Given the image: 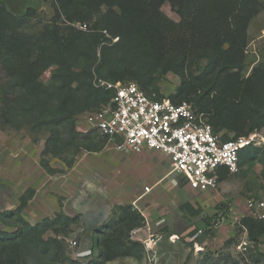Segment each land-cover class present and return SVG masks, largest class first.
<instances>
[{"label": "trees", "instance_id": "16d2710c", "mask_svg": "<svg viewBox=\"0 0 264 264\" xmlns=\"http://www.w3.org/2000/svg\"><path fill=\"white\" fill-rule=\"evenodd\" d=\"M166 3L179 23L162 12ZM263 7L261 0H54V22L33 37L22 30L33 11L16 16L0 1V121L47 130L43 155L60 154L82 136L76 131V117L96 112L112 97L111 90L93 86L94 75L113 84L133 82L147 94L161 95L158 77L172 72L180 85L167 97L175 104L191 102L222 140L262 131L264 63L247 75L246 57L250 25ZM68 23H87L91 28L83 32ZM103 31L118 42L104 44L108 40ZM202 62L203 70L194 74ZM48 71L50 79L44 83L42 76ZM66 127L69 140L62 132ZM96 135L101 139L88 136L77 144L88 152H100L107 139ZM255 163L264 165V150L249 147L241 152L240 170ZM73 164L71 160L67 165ZM42 167L54 173L45 160ZM228 176L227 170H220L218 183ZM262 176L264 180V170ZM27 204L24 197L15 211L3 213L19 227L13 233L0 232V264H30L26 256L30 248L43 253L60 248V241L44 236L50 230L59 237L78 222L57 213L32 226L22 216ZM252 220L243 224L256 241L253 230L259 224L257 235H264V220ZM143 223L132 206H120L96 232L99 259L86 264L141 260L143 245L131 240V233ZM207 223L210 226L211 221Z\"/></svg>", "mask_w": 264, "mask_h": 264}, {"label": "rangeland", "instance_id": "374dc122", "mask_svg": "<svg viewBox=\"0 0 264 264\" xmlns=\"http://www.w3.org/2000/svg\"><path fill=\"white\" fill-rule=\"evenodd\" d=\"M0 1L16 16L23 17L29 9L33 11L22 29L30 36H38L55 20L54 0ZM261 1L264 6V0ZM161 10L174 22H180L169 4H164ZM57 22L66 29L62 21ZM263 63L264 7L249 28L247 75ZM203 68L204 62L193 73L199 74ZM50 75V71L46 72L42 81L47 83ZM179 85L180 79L172 72L158 77V88L166 96L175 94ZM93 113L76 117V131L82 136L74 144L60 154L47 156L43 155L50 135L47 130L39 131L30 124L17 128L0 121V232L13 233L19 227L17 221L6 219L3 213L15 211L24 197L28 204L22 216L32 226L53 219L57 213L78 219L59 237L49 230L44 239H56L61 247L48 253L30 248L26 254L30 264H71V261L86 264L99 259L96 232L115 217L120 206L128 205L144 219L143 226L136 229L141 234L131 233V240L139 242L149 234L163 239L155 254L148 255L144 249L141 260L118 259L107 264H264V235H257L260 225L256 224L253 230L255 241L243 224L244 220L252 219L249 217L252 209L264 197L263 164L245 165L239 175L230 177L224 192L220 185L217 191L206 194L192 192L182 177L171 173L170 160L159 152L134 154L108 140L100 152H88L77 144L88 136L96 141L101 139L90 130L89 115ZM69 130L67 127L62 130L65 139ZM43 160L49 163L53 174L42 167ZM71 160L74 164L70 168L67 164ZM146 188L152 191L148 192L151 199L146 198L142 207L133 198L137 192L145 193ZM155 210L161 213L152 215ZM151 215L156 220L149 223L146 216ZM219 218L220 227L199 234L207 229L208 221L213 223ZM169 235L178 236L174 238L175 245H168L172 241ZM70 240L77 241L75 248L70 246ZM152 259L155 260L151 262Z\"/></svg>", "mask_w": 264, "mask_h": 264}, {"label": "built area", "instance_id": "2783aa9c", "mask_svg": "<svg viewBox=\"0 0 264 264\" xmlns=\"http://www.w3.org/2000/svg\"><path fill=\"white\" fill-rule=\"evenodd\" d=\"M68 25L83 32L91 28L87 23ZM102 33L108 40L104 44H115L119 40L112 38L107 31ZM92 83L96 89L113 92L108 104L89 115L92 133L134 154L145 151L163 154L171 162V173L182 177L187 187L199 193L217 188L218 172L222 169L231 175L239 174L240 154L245 149L264 150L262 131L224 141L206 121V115L196 112L191 102L175 104L162 92L161 95L147 94L133 82L113 84L94 75ZM149 190L145 189L146 192ZM249 217L264 220V197L256 203ZM221 224L219 218L199 234L213 231ZM139 232L134 230L132 234ZM172 237L170 240L174 241ZM160 241L161 237L152 234L139 240L148 255L155 254ZM69 244L75 248L77 241L70 240Z\"/></svg>", "mask_w": 264, "mask_h": 264}, {"label": "crops", "instance_id": "0c3cea01", "mask_svg": "<svg viewBox=\"0 0 264 264\" xmlns=\"http://www.w3.org/2000/svg\"><path fill=\"white\" fill-rule=\"evenodd\" d=\"M263 131V130H262ZM137 156V155H136ZM138 159L140 158V155H138V157H137ZM236 175H239V174H235V175H231V174H229V176H228V179L227 180H225V181H223V182H221V183H218V186H217V188L219 187V185H220V188H221V190H222V192H224L226 189H227V187L229 186V179H230V177H233V176H236ZM155 187H153L152 188V191H153V189H154ZM190 191H192V192H196V193H199V192H197V191H194V190H192V189H190L189 187H187ZM217 188L216 189H214V190H210V191H208V192H212V191H217ZM151 191V189L149 190V192ZM151 191V192H152ZM208 192H206V193H208ZM206 193H199V194H206ZM221 194V193H220ZM150 195L151 194H149L148 195V192L146 193H144V191H140V192H137L136 194H134V201H135V203H137V202H141V205H142V207H144V204H142V202L146 199V198H148V199H151V198H149L150 197ZM155 202V200H154V198L152 197V202ZM161 212H159V211H154L153 213H152V215H156V214H160ZM152 215H151V218H149V217H147L146 216V219L148 220V222L149 221H151L152 222V220H156V218H154V217H152ZM183 219H184V217H183ZM164 220V223L166 222V220L165 219H163ZM185 221V220H184ZM150 223V222H149ZM148 223V224H149ZM164 225V224H163ZM148 229L151 231V232H153L152 230H153V228H152V226H148ZM207 231H205V233H206ZM138 234H141L140 232L138 233ZM141 236V235H140ZM173 237V240H175L174 238L175 237H178L177 235H172ZM161 237V236H160ZM171 237V235H169V238ZM161 239H163V237H161ZM171 243H168V245H175V242L174 241H170Z\"/></svg>", "mask_w": 264, "mask_h": 264}]
</instances>
